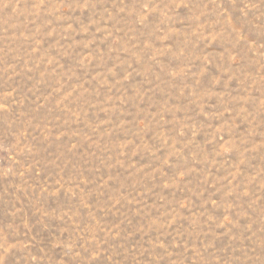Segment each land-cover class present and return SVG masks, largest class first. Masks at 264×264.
Instances as JSON below:
<instances>
[{
	"label": "rangeland",
	"instance_id": "obj_1",
	"mask_svg": "<svg viewBox=\"0 0 264 264\" xmlns=\"http://www.w3.org/2000/svg\"><path fill=\"white\" fill-rule=\"evenodd\" d=\"M0 264H264V0H0Z\"/></svg>",
	"mask_w": 264,
	"mask_h": 264
}]
</instances>
